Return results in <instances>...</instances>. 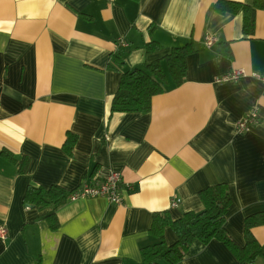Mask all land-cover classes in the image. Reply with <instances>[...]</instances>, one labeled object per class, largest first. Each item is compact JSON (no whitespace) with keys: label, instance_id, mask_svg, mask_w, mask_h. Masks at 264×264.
Here are the masks:
<instances>
[{"label":"crops","instance_id":"obj_1","mask_svg":"<svg viewBox=\"0 0 264 264\" xmlns=\"http://www.w3.org/2000/svg\"><path fill=\"white\" fill-rule=\"evenodd\" d=\"M217 1L0 0V226L8 230L0 264H142L154 213L178 219L201 211L199 192L221 182L233 198L226 228L245 243V219L264 211V80L252 75H264V9L246 35L243 14L219 13ZM152 40L160 48L148 53ZM189 42L182 84L169 77L147 114L112 113L124 68ZM115 52L124 54L118 68ZM236 68L248 74L216 81ZM252 109L260 123L236 133ZM68 132L78 136L72 155ZM112 172L133 187L123 202L69 200L57 211V229L44 218L48 209L24 202L30 184L72 193ZM252 233L264 246V225ZM165 239L176 241L171 227ZM180 264H264V257L240 263L222 241L195 240Z\"/></svg>","mask_w":264,"mask_h":264},{"label":"trees","instance_id":"obj_2","mask_svg":"<svg viewBox=\"0 0 264 264\" xmlns=\"http://www.w3.org/2000/svg\"><path fill=\"white\" fill-rule=\"evenodd\" d=\"M213 9L223 14L227 12L242 13L243 32L246 35H253L256 27V12L258 9H264V0H254L252 4L233 0H218L214 3ZM159 48L160 45L155 40L146 45L148 53ZM193 51V43L189 42L183 46L172 48L170 53L161 58L134 68H124L118 89L112 100V113H149L152 110L153 98L166 90V84L170 78L175 85L184 82L188 55ZM114 61L116 66L118 65L117 68L124 65V54L115 52ZM77 140L76 134L68 132L64 143L68 154H73ZM3 155L16 161L8 151L4 150ZM28 162L29 160L26 158L20 162V171L24 172L27 169ZM70 196L71 193L61 185L45 188L37 184H30L26 190L24 202L40 210L48 209L44 218L52 229H57L60 225L57 211L70 200ZM199 196L204 205L201 211H186L178 219H173L167 211L154 213L149 230L153 243L141 248L142 264H180L195 240L204 244H208L214 239L222 241L240 263H254L264 257V246L252 233L253 227L264 225V211L250 215L245 219V243L242 245L231 237L226 228L227 215L233 203L228 183L221 182L210 185L202 189ZM167 227H171L176 235V241L172 244H168L165 239Z\"/></svg>","mask_w":264,"mask_h":264},{"label":"built area","instance_id":"obj_3","mask_svg":"<svg viewBox=\"0 0 264 264\" xmlns=\"http://www.w3.org/2000/svg\"><path fill=\"white\" fill-rule=\"evenodd\" d=\"M113 2L114 0H109ZM216 38L209 36L206 39V45L212 46ZM120 46H127L128 42L124 38H120ZM248 73L243 68H236L226 74H223L216 78L217 82H229L236 81L241 77L246 76ZM254 77L264 80V75L253 73ZM260 123V115L257 109L248 111L239 121L236 123V133H244L250 129L253 125ZM133 187L130 183L126 182L119 172H112L104 178H93L91 182L84 183L77 190L73 191L70 196L71 201L78 199H86L88 197H106L109 201L115 204H121L124 199L125 191L132 190ZM180 202V198L174 197L172 199V206H177ZM0 238L3 240L8 239V230L5 225L0 226Z\"/></svg>","mask_w":264,"mask_h":264}]
</instances>
